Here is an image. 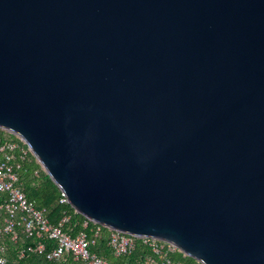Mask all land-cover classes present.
<instances>
[{
    "label": "water",
    "instance_id": "95a60500",
    "mask_svg": "<svg viewBox=\"0 0 264 264\" xmlns=\"http://www.w3.org/2000/svg\"><path fill=\"white\" fill-rule=\"evenodd\" d=\"M0 128L85 218L264 264V0H0Z\"/></svg>",
    "mask_w": 264,
    "mask_h": 264
},
{
    "label": "built area",
    "instance_id": "2783aa9c",
    "mask_svg": "<svg viewBox=\"0 0 264 264\" xmlns=\"http://www.w3.org/2000/svg\"><path fill=\"white\" fill-rule=\"evenodd\" d=\"M29 155L33 156L24 140L0 128V264H19L30 254L43 255L47 264H183L171 256L184 253L163 239L127 234L87 218L82 229L72 234L64 229L71 218L66 210L51 223L46 210L36 208L18 186V170ZM58 203L69 205L61 191ZM104 228L107 247L123 261L111 262L91 251ZM6 241L19 244L12 259Z\"/></svg>",
    "mask_w": 264,
    "mask_h": 264
},
{
    "label": "trees",
    "instance_id": "16d2710c",
    "mask_svg": "<svg viewBox=\"0 0 264 264\" xmlns=\"http://www.w3.org/2000/svg\"><path fill=\"white\" fill-rule=\"evenodd\" d=\"M18 176V186L20 189L26 194L28 199L33 202L36 208H44L46 210L47 217L51 223H56L60 219L62 212L66 210L71 215V218L64 229L70 231L72 234H76L82 229L85 217L77 213L70 205H61L58 203L60 190L44 172L34 156L29 155V157L22 162L21 168L18 170ZM107 232V229L104 228L99 237L95 238L94 244L90 247L91 251L111 262L123 261L124 257L113 256L110 249L107 247ZM6 243L8 256L12 259L16 255V249L19 244H14L9 241H6ZM171 258L175 261H181L183 264H201L180 252L173 254ZM47 263L43 255L34 254L28 255L19 262V264Z\"/></svg>",
    "mask_w": 264,
    "mask_h": 264
}]
</instances>
